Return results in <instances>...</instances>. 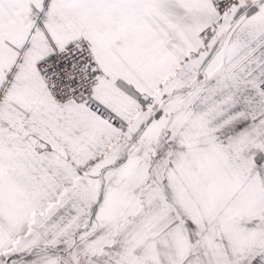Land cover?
Returning a JSON list of instances; mask_svg holds the SVG:
<instances>
[{"label": "snow or ice", "instance_id": "6c2138e0", "mask_svg": "<svg viewBox=\"0 0 264 264\" xmlns=\"http://www.w3.org/2000/svg\"><path fill=\"white\" fill-rule=\"evenodd\" d=\"M0 264H264V0H0Z\"/></svg>", "mask_w": 264, "mask_h": 264}]
</instances>
